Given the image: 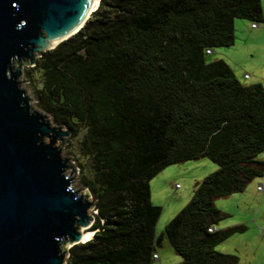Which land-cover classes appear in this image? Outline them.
Here are the masks:
<instances>
[{
	"label": "trees",
	"instance_id": "obj_1",
	"mask_svg": "<svg viewBox=\"0 0 264 264\" xmlns=\"http://www.w3.org/2000/svg\"><path fill=\"white\" fill-rule=\"evenodd\" d=\"M236 19L264 23L262 0H100L77 34L37 60L40 107L79 139L96 200L94 237L67 264H152L165 240L179 264H239L216 248L246 229L208 231L229 217L217 200L264 176V87L207 60L235 44ZM201 158L218 169L156 236L162 207L150 181Z\"/></svg>",
	"mask_w": 264,
	"mask_h": 264
},
{
	"label": "water",
	"instance_id": "obj_2",
	"mask_svg": "<svg viewBox=\"0 0 264 264\" xmlns=\"http://www.w3.org/2000/svg\"><path fill=\"white\" fill-rule=\"evenodd\" d=\"M94 2L0 0V264H66L95 221L90 195L66 174V164L78 173L72 158L61 156L71 132L33 112L19 81L24 66L83 28Z\"/></svg>",
	"mask_w": 264,
	"mask_h": 264
},
{
	"label": "rangeland",
	"instance_id": "obj_3",
	"mask_svg": "<svg viewBox=\"0 0 264 264\" xmlns=\"http://www.w3.org/2000/svg\"><path fill=\"white\" fill-rule=\"evenodd\" d=\"M262 6L264 12V0H262ZM236 20L238 26L235 28V44L231 47L215 48L213 53L207 56V60H224L228 63L231 69L234 70L237 78L243 84L247 85L254 83L252 82L253 75L252 79L249 80L244 79L243 75L245 72L252 74V70L255 72L253 66H256L259 75L261 76L260 83L264 86V54L248 51L244 55L241 51L242 44L247 46L245 42L247 38H249L247 36L251 37L253 35L254 31L250 28V25L253 23L244 19ZM256 24H259L261 27L264 26V23ZM251 39H253L252 43L258 46H264V34L257 40L252 37L247 41L249 42ZM254 44H252L253 47ZM260 58L262 63L259 62ZM33 68L34 67L32 66L23 67V74L19 80L20 87L30 98L29 103L32 111L41 112L42 114L49 116L48 113L40 107L38 102V90H40L42 86V77L40 71L34 70ZM254 72L253 74L256 75ZM23 81H27V83H21ZM44 141L49 143L50 139L45 138ZM65 141L67 144L64 148L61 141H57V144L54 145H59L60 148H63L61 150V156L65 160L72 158L71 162L74 164L73 168L78 170V173L76 174L70 168L72 165L66 164L69 166V168L66 169L68 177L71 176V173L72 176L70 179L75 177L72 189L74 191L86 189L85 191H81L79 195L82 196L83 194V197L90 195L91 198L89 201L93 202L95 205L96 200L94 199L92 191L87 186L88 178H91V175L88 172V161L80 153L79 139L72 138L70 135L65 138ZM58 150L60 151V149ZM259 159L264 161V152L259 155ZM217 169L218 167L215 163L206 158H201L172 165L150 181L151 202L156 206L162 207V213L155 228L156 236L163 233L168 223L189 203L194 195L197 184L208 175L214 173ZM259 184H263V191L257 190ZM240 196H242L240 197L241 201L238 203L233 200V197L219 199L215 202V206L220 211L229 215V218L222 221L220 225L240 217L245 221L241 224H233L231 226H243L246 229L244 232L236 234L232 238L233 242H235V253L223 254L237 256L240 261L239 264H264V176L253 180V182L247 186L246 192ZM255 208L256 210H254ZM93 212L97 213V211L94 210ZM237 238H239V240ZM243 240H249L251 242L250 249H246ZM227 244L228 243H223L219 249ZM216 251L220 252L217 249ZM156 252L159 255V260H153L152 264H179L183 261L182 257L174 251L167 240H165L161 246L157 247ZM253 256H255V260L250 259ZM67 263L68 260H66V264Z\"/></svg>",
	"mask_w": 264,
	"mask_h": 264
},
{
	"label": "crops",
	"instance_id": "obj_4",
	"mask_svg": "<svg viewBox=\"0 0 264 264\" xmlns=\"http://www.w3.org/2000/svg\"><path fill=\"white\" fill-rule=\"evenodd\" d=\"M263 7V6H262ZM263 9V8H262ZM254 24V23H253ZM253 24H251L250 25V28H251V30H253L254 32H253V35L250 37V36H247V37H249V38H247V40H249L250 38H255L256 40L257 39H259V37L260 36H262L263 34H264V26L263 27H261L259 24H257V27L256 28H253L252 26H253ZM234 26H235V28H237V26H238V24H237V20H235V23H234ZM245 41L246 42V44H247V46H245L244 44H242V46H241V48H242V54H244L245 55V53L246 52H258V53H262V54H264V46L263 45H261V46H258V45H256V44H254V43H252L253 41V39H251V41ZM252 44H254V47L252 46ZM244 48V49H243ZM244 52V53H243ZM264 57V56H263ZM259 62L260 63H262L261 62V58L259 59ZM259 65V64H258ZM253 68H254V70H255V72L252 70V74H250V73H247V72H245L244 73V75L245 74H248V78H244V75H243V78L244 79H246V80H249V79H252V75H253V81L252 82H254L253 84H256V83H260L261 82V76L259 75V72H258V70H257V67L256 66H253ZM248 69V68H247ZM259 69H261V68H259ZM249 70V69H248ZM233 72H234V70H233ZM253 72L256 74V75H254L253 74ZM235 73V72H234ZM235 75H236V73H235ZM247 85V84H246ZM252 85V84H251ZM264 87V86H263ZM258 159H259V157H258ZM259 160H261V159H259ZM216 165V164H215ZM246 192V189L242 192V193H238V194H234V195H231V196H229V197H227V198H231V197H233V200H235V201H237V203L238 202H240L241 201V198L240 197H242V196H240V195H243L244 193ZM239 197V198H238ZM226 199V198H225ZM254 210H256V208L254 209ZM229 216V215H228ZM230 216H233V215H230ZM229 218V217H228ZM227 218V219H228ZM247 220V219H246ZM249 220V219H248ZM243 222H245L244 221V219H242L241 217L240 218H236V219H232L231 221H229V222H225L224 224H219L218 226H216V230H224V229H227V228H229V227H231L233 224H241V223H243ZM220 226H222V227H220ZM234 236H232V237H230L229 239H227L225 242H223V243H228L226 246H223L221 249H219V247L223 244H220L216 249L217 250H219L221 253H235V245H234V243L235 242H233V238ZM238 240H239V238H237ZM242 239V238H241ZM243 242H244V245H245V247H246V249H250L251 248V242L249 241V240H247V241H244L243 240ZM229 249H231V250H229ZM222 250H225V251H222ZM247 254V253H246ZM158 255V254H157ZM245 257H249V256H245ZM255 256H253V257H251L250 259L251 260H255V258H254ZM247 259V258H246ZM156 260H159V255H158V258L156 259ZM240 262V261H239Z\"/></svg>",
	"mask_w": 264,
	"mask_h": 264
},
{
	"label": "bare ground",
	"instance_id": "obj_5",
	"mask_svg": "<svg viewBox=\"0 0 264 264\" xmlns=\"http://www.w3.org/2000/svg\"><path fill=\"white\" fill-rule=\"evenodd\" d=\"M98 4H99V0H95V2L93 3L92 9H95ZM93 237H94V232H91L89 230H85L83 232L82 242L83 243L88 242V241L92 240Z\"/></svg>",
	"mask_w": 264,
	"mask_h": 264
},
{
	"label": "built area",
	"instance_id": "obj_6",
	"mask_svg": "<svg viewBox=\"0 0 264 264\" xmlns=\"http://www.w3.org/2000/svg\"><path fill=\"white\" fill-rule=\"evenodd\" d=\"M252 27H253V28H256V27H257V24H253ZM207 53H208V54H211L212 51L208 50ZM244 78H248V74H245V75H244ZM257 190H258V191H263V184H259L258 187H257ZM208 231L211 232V233H213V232L216 231V227H210V228L208 229ZM157 258H158V255H157V254L154 255V259H157Z\"/></svg>",
	"mask_w": 264,
	"mask_h": 264
}]
</instances>
